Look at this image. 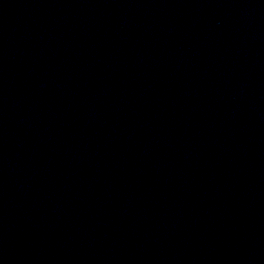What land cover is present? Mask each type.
<instances>
[{
    "label": "water",
    "instance_id": "obj_1",
    "mask_svg": "<svg viewBox=\"0 0 264 264\" xmlns=\"http://www.w3.org/2000/svg\"><path fill=\"white\" fill-rule=\"evenodd\" d=\"M0 264H264V0H0Z\"/></svg>",
    "mask_w": 264,
    "mask_h": 264
}]
</instances>
